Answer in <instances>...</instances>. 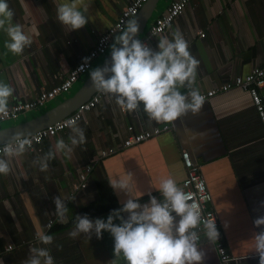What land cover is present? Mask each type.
<instances>
[{"label": "crops", "instance_id": "obj_1", "mask_svg": "<svg viewBox=\"0 0 264 264\" xmlns=\"http://www.w3.org/2000/svg\"><path fill=\"white\" fill-rule=\"evenodd\" d=\"M129 1L83 0L81 10L87 8L88 23L68 31L56 17L58 0H7L14 12L12 23L19 24L32 40L21 55H13L4 46L6 33L0 30V81L13 88L8 107L59 84L94 47L98 35L116 22ZM170 2L157 0L138 39L148 34ZM123 30L113 35L110 45ZM177 30L199 61L193 87L200 93L218 89L264 62V0H190L166 32L150 38V48L156 50L161 37L172 39ZM199 31L205 35L201 37ZM103 56L93 60L91 69L102 65ZM85 77V73L81 74L67 92L79 87ZM180 91L186 94L188 89ZM67 92L20 112L15 119L1 121L0 129L41 116L62 102L58 97ZM260 92L264 98V86ZM53 100L56 105H51ZM160 123L150 120L142 105L133 112L122 111L115 97L105 95L77 121L86 142L76 146L71 156L55 152L60 139L70 145L72 132L67 127L14 157L10 174L0 175V262L24 264L31 247H46L54 264H125L122 257L113 255V238L107 231H102L100 239L95 234L88 239L83 233L71 238L68 234L75 228V215L106 219L112 209L121 207L127 194L114 191L110 186L114 181H127L133 196L144 193L138 198L141 204L148 202V192L162 199L156 190L162 178L170 177L182 187L186 172L180 151L187 149L200 165L212 194L219 235L235 257L232 264H259V255L252 250V237L264 229V225L253 224L255 218L264 215V129L250 96L239 88L218 90L204 100L198 114L189 111L173 121L170 131L138 145L122 147L131 133L129 126L137 133ZM110 147L116 148L114 154L96 159L101 150ZM49 151L55 153L54 158L48 161L47 170L41 171L33 161ZM87 164H92V170L86 186L74 190ZM54 196L74 197L66 201L64 223L54 215ZM49 219L53 223L48 228ZM41 230L53 237L52 244L43 245L37 240ZM199 235V245L205 253L202 264H220L213 241L203 236L202 228Z\"/></svg>", "mask_w": 264, "mask_h": 264}, {"label": "clouds", "instance_id": "obj_2", "mask_svg": "<svg viewBox=\"0 0 264 264\" xmlns=\"http://www.w3.org/2000/svg\"><path fill=\"white\" fill-rule=\"evenodd\" d=\"M82 5L83 0H58L56 17L68 31L80 29L88 23L85 16L87 8L82 11ZM13 16L7 0H0V30L8 37L4 46L13 55H21L32 40L19 24L12 23ZM138 28L137 21L130 19L124 30L115 35L110 45V61L89 72L92 86L100 93L115 97L122 111L133 112L142 105L148 118L158 123L173 122L189 111L193 115L198 114L204 97L198 88L193 87L199 61L190 53L188 42L177 30L172 34V39L161 37L156 50H153L134 38ZM84 59L87 63L88 58ZM181 88H187L188 92L182 93ZM12 94L13 88L0 81V116L8 115L9 97ZM65 126L72 132L70 145L60 139L56 142L55 152L71 156L76 146L86 142V137L75 119L66 121ZM30 135L17 132L0 147V175H9L12 159L31 148ZM54 155L53 151H49L33 163L41 171H46L48 161ZM110 186L114 191L119 189L125 192L127 199L121 207L112 209L106 219H91L87 214L75 215V228L68 234L71 238L75 239L83 233L88 239L92 234L100 239L102 231H107L113 238V255L122 257L125 264H202L205 253L199 245L201 225L203 236L209 242L217 241L219 232L214 217L204 219L201 209L189 202L192 196L185 193L174 179L162 178L156 190L163 198L158 199L148 192L149 200L145 204L139 203L138 199L144 193L133 196L127 181H114ZM73 199L53 197L54 215L59 222H66V201ZM261 205L264 206V201ZM114 220L119 223H114ZM253 224L256 227L264 225V215L255 218ZM195 229H199V232ZM36 235L43 245L53 243V237L43 230ZM252 238V250L258 253L259 264H264V229L254 233ZM29 253L24 264H54V258L46 247H31Z\"/></svg>", "mask_w": 264, "mask_h": 264}, {"label": "built area", "instance_id": "obj_3", "mask_svg": "<svg viewBox=\"0 0 264 264\" xmlns=\"http://www.w3.org/2000/svg\"><path fill=\"white\" fill-rule=\"evenodd\" d=\"M146 1L147 0H130L128 5L119 14L116 22L103 33L98 35L96 44L84 56V58H88L87 63H85V59H83L69 71L67 76L63 78L59 84L48 90H41L35 97L29 100L18 101L12 106H9L8 115L0 116V122L8 118L15 119L18 117L20 112L28 111L37 106L43 105L46 102L54 99L57 95L70 90L80 75L91 69L93 60L97 56L105 55L108 52L113 35L124 29L127 21L138 14L139 10L144 6ZM189 2L190 0H171L166 10L155 19V22L150 27L148 34L140 39L141 42L147 44L150 47V38L166 32L168 27L173 23L174 19L183 12ZM199 35L203 37L205 34L204 32L199 31ZM263 86L264 62L260 65L254 66L249 73L236 76L231 80L224 82L218 89H211L207 92H202L201 95L205 100L214 96L218 90L227 91L231 88H239L245 91L250 96L251 102L259 115L260 122L264 129V98L260 92V89L263 88ZM105 95L106 94L96 91L88 100L80 104L66 117L50 123L44 128L31 134L29 138L32 139V146L29 149H33L35 146H38L44 138L53 136L59 131L67 128V126H65L66 121L70 119H75L78 121L85 111L96 106V104H98L101 98ZM172 128L173 122H161L159 125L154 126L150 130L134 133L132 131V126H129L128 130L131 133L123 141L122 147L127 148L138 145L146 140H149L150 138L160 135L163 132L170 131ZM4 144L5 143L0 144V147H2ZM115 152V147L106 148L101 150L96 159H103L104 157L114 154ZM180 157L186 172V175L182 181V188L185 193L192 196V200L189 202L197 205L201 209V214L204 219H211L214 217L218 230L219 218L214 206L212 205V194L201 172L200 165H197V163L194 162L190 152L187 149H182L180 151ZM82 170L83 171L79 174V184H74V190L78 189L80 186H86L87 176L92 170V164L85 165L84 169ZM173 215L175 216V213H173ZM52 223L53 220L49 219L47 224L48 228L49 225H52ZM223 242L224 241L220 235L218 236L217 241H213L220 264H232V261L235 259V257L230 254Z\"/></svg>", "mask_w": 264, "mask_h": 264}, {"label": "water", "instance_id": "obj_4", "mask_svg": "<svg viewBox=\"0 0 264 264\" xmlns=\"http://www.w3.org/2000/svg\"><path fill=\"white\" fill-rule=\"evenodd\" d=\"M156 2L157 0H147L138 16L134 18V20H136L139 25L138 32L136 34V37L134 38H139L138 36L142 31L141 29L144 25V22H146L148 17L151 15ZM109 61L110 52H107L104 55L102 65L99 67H103ZM90 71L91 69L85 72L86 77L82 79L83 85L69 98H66L37 118H34L27 122L16 124L14 126H10L5 129H0V144L8 142L17 132H21L24 134H33L34 132L44 128L48 124L58 121L72 113L80 104L88 100L97 91L92 86V82L89 76Z\"/></svg>", "mask_w": 264, "mask_h": 264}, {"label": "rangeland", "instance_id": "obj_5", "mask_svg": "<svg viewBox=\"0 0 264 264\" xmlns=\"http://www.w3.org/2000/svg\"><path fill=\"white\" fill-rule=\"evenodd\" d=\"M108 52H110V49H109V51ZM103 60H104V56H103V58L101 59V61L103 62ZM83 85V81L81 82V85L79 86V87H74V88H72L71 89V91H69V92H67V93H65V94H63V95H61L60 96V98L58 97V99H61L62 101L63 100H65L66 98H69L70 96H72L81 86ZM56 103V100H53L52 102H51V105H56L55 104ZM18 121H19V119H18ZM4 123H13L12 121H4Z\"/></svg>", "mask_w": 264, "mask_h": 264}]
</instances>
